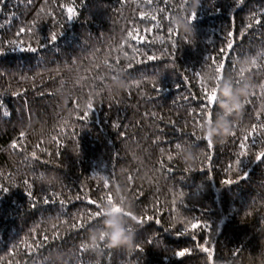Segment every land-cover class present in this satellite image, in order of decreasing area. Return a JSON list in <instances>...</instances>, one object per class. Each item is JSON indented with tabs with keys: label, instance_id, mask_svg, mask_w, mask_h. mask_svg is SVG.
<instances>
[{
	"label": "trees",
	"instance_id": "16d2710c",
	"mask_svg": "<svg viewBox=\"0 0 264 264\" xmlns=\"http://www.w3.org/2000/svg\"><path fill=\"white\" fill-rule=\"evenodd\" d=\"M190 9L0 4V264H264V0ZM224 77L250 91L209 142ZM107 205L131 248L89 239Z\"/></svg>",
	"mask_w": 264,
	"mask_h": 264
},
{
	"label": "clouds",
	"instance_id": "9594fccd",
	"mask_svg": "<svg viewBox=\"0 0 264 264\" xmlns=\"http://www.w3.org/2000/svg\"><path fill=\"white\" fill-rule=\"evenodd\" d=\"M200 0H191V12L195 13L199 7ZM176 23L185 33L194 35L192 20L178 17ZM243 63V62H242ZM243 80V77H241ZM113 87L116 89L126 88L127 83L121 77L113 80ZM250 85L245 80L240 85H235L229 78L224 77L219 82L218 104L219 115L214 122L208 124V135L227 136L231 134L232 122L230 117L238 114L243 108V99L249 94ZM181 158L185 161H192L195 158L193 147H185L180 152ZM104 219L99 227L90 231L89 239L95 243L97 241L106 242L110 248L128 247L131 248L135 242V234L129 231L128 219L122 212L112 210L111 205L105 206L102 214Z\"/></svg>",
	"mask_w": 264,
	"mask_h": 264
},
{
	"label": "snow or ice",
	"instance_id": "6c2138e0",
	"mask_svg": "<svg viewBox=\"0 0 264 264\" xmlns=\"http://www.w3.org/2000/svg\"><path fill=\"white\" fill-rule=\"evenodd\" d=\"M2 3H3V0H0V4H2ZM69 11H71V10H69ZM195 18H196V12H195V13H191V20L193 21ZM257 22L259 23V21H257ZM51 39H52L53 41H55V40H56V36H55V35H52ZM255 62H256V61L253 60V63H255ZM222 79H223V78H219V79H218L217 89L219 88V82H220ZM217 89H214V90L212 91L211 95L208 97L209 100H211V101H213V102H216V103H218ZM89 107H91V104H89ZM209 123H211V122L209 121ZM253 132H255V128H253ZM208 136H209V135H208ZM210 141H211V137L209 136V142H210ZM180 145H181V144H179V143H177V144L175 145L176 149L178 150V153H179V150H180ZM262 158H264V153L259 154V155L256 157V160L259 161V160H261ZM237 163H238V164H241V160H240V161H237ZM225 183L228 184V183H231V181H225ZM133 219H135V217H133ZM194 227H195V225H194ZM205 251H207V249H205ZM177 255H179V256L182 257V256L185 255V252H184V251H181V252L177 253ZM209 256H211V254H209Z\"/></svg>",
	"mask_w": 264,
	"mask_h": 264
}]
</instances>
